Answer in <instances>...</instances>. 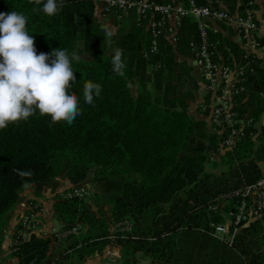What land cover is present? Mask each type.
<instances>
[{
    "label": "trees",
    "instance_id": "trees-1",
    "mask_svg": "<svg viewBox=\"0 0 264 264\" xmlns=\"http://www.w3.org/2000/svg\"><path fill=\"white\" fill-rule=\"evenodd\" d=\"M34 7L42 5L30 0H0V12L18 11L28 16L29 34L35 37L38 54L61 47L81 56L79 62L73 61L77 79L69 89L80 99L81 114L69 125L64 121L52 123L50 117L37 113L26 122L0 130V226L19 202L25 185L33 184L40 192L49 183L58 182L55 177L66 166L64 176L77 184L89 167L111 197L109 217L102 219L91 213L88 218L82 200L57 198L52 205L63 227L78 220L88 221L83 238L92 241L79 250V257L83 252L100 254L106 241L96 239L108 234L115 221L128 218L137 238L119 241L122 247L161 256L165 263L173 257L171 264H185L184 235L196 239L189 250L193 255L204 250L206 242L217 241L198 231L223 220L208 213L206 204L215 195L253 183L263 174L259 163L264 161V124L256 139L242 140L232 152L213 162H222L223 169L206 170L205 153L215 143L216 135L210 133L207 121L192 118L185 105L177 103L183 74L174 73V56L181 50V42L189 47L196 33L194 23L183 19L182 41L172 46L162 39L160 54L145 59L139 52L150 40L146 22L137 27L134 18L133 27L118 30L109 46L105 30H110L97 17L99 8L92 1L63 0L61 10L52 17L33 12ZM78 41L82 42L80 49ZM117 47L124 50L123 78L112 71L111 59ZM133 77L138 82L137 94L131 88ZM260 77L257 86L264 90V77ZM87 81L102 85L95 106L84 103L83 85ZM253 101L258 104L253 112L257 117L264 105L251 93L249 103ZM59 246L54 239L32 233L16 248L17 264H65L68 254L54 259ZM226 247L219 250L220 258L213 264H264V215L242 225Z\"/></svg>",
    "mask_w": 264,
    "mask_h": 264
},
{
    "label": "built area",
    "instance_id": "built-area-1",
    "mask_svg": "<svg viewBox=\"0 0 264 264\" xmlns=\"http://www.w3.org/2000/svg\"><path fill=\"white\" fill-rule=\"evenodd\" d=\"M90 1L97 5L102 19L122 22L134 14L136 25L147 23L150 40L140 51L141 57L145 59L160 54L159 45L162 39L176 46L181 40L183 19H192L197 33L188 45L195 67L201 75L200 107L208 114L210 133L216 135L215 143L206 150V162L213 163L222 155L232 152L242 140L256 139L260 132L262 111L257 117L253 116L256 102L249 103V99L250 94L254 93L264 102V90L257 86L261 80L259 69L264 67V22L258 18V0H240L235 13L219 5V0H206L205 4H199L196 0ZM216 24L234 27L244 50L241 59L227 62L216 57L217 46L211 40ZM244 109L246 111L242 112ZM91 193L86 184H74L57 192L59 198L82 201L89 199ZM36 202L33 204L30 201L32 210L24 212L18 221L13 236L15 249L32 233L42 237L49 234L55 242L60 243L66 239L78 238L84 233V223L81 221L60 229L47 226L39 218L44 212L43 206ZM205 209L208 213L223 217L221 222H211V229L215 230L219 238H227V243L231 245L242 225L256 221L264 215V172L253 183H244L232 191L215 195ZM133 227L130 219H120L111 225L108 234L96 239L106 240L103 253L109 263L116 264L118 251L115 247L119 241L137 238L132 233ZM80 246L77 243L73 248ZM73 248L64 254L71 253Z\"/></svg>",
    "mask_w": 264,
    "mask_h": 264
},
{
    "label": "clouds",
    "instance_id": "clouds-1",
    "mask_svg": "<svg viewBox=\"0 0 264 264\" xmlns=\"http://www.w3.org/2000/svg\"><path fill=\"white\" fill-rule=\"evenodd\" d=\"M33 12L46 16L58 14L63 0H30ZM28 16L18 11L0 12V130L18 124L37 113L48 116L52 123L71 125L81 114L80 99L69 89L76 81L73 61L81 56L67 48H55L38 54L35 37L29 34ZM111 31L105 37L111 45ZM122 48H115L111 59L112 71L125 76L126 63ZM100 83L87 81L83 85L84 103L95 106L101 95ZM30 175V173H23Z\"/></svg>",
    "mask_w": 264,
    "mask_h": 264
},
{
    "label": "crops",
    "instance_id": "crops-1",
    "mask_svg": "<svg viewBox=\"0 0 264 264\" xmlns=\"http://www.w3.org/2000/svg\"><path fill=\"white\" fill-rule=\"evenodd\" d=\"M199 4H205L206 0H196ZM241 1L240 0H219V5L229 9L231 12L235 13L238 11V6L239 3ZM257 14H258V18H260L261 22H264V0H258V7H257ZM100 18V20L102 19L100 13H98V16ZM135 17V16H134ZM190 20V24H195V22L192 19H188ZM102 25L108 27V29L111 31L112 35H114L118 30H120L121 28L125 31L130 30V28L133 27L134 23V18L130 19L125 26H122V22L117 23L115 20H111V19H103L101 20ZM188 23V22H187ZM189 24V23H188ZM135 26H137L135 24ZM140 26V25H139ZM184 20L182 21V26L180 29V32L182 33V29L184 31ZM138 27V26H137ZM195 28H196V24H195ZM196 33H197V28H196ZM196 33L192 35V37L196 36ZM191 37V38H192ZM211 40L212 42L217 46V56L218 59L220 60H224L227 61L229 59H241L242 54L244 52V50L242 49L241 44L239 43V40L237 38L235 29L233 26H227V25H223V24H216L214 31L211 33ZM182 41V40H181ZM181 50H178L177 54L174 56L176 63L175 69L178 70L179 66H182L185 62V64L190 68L191 74H189V77H191L194 80V83H190L189 85H187V79L188 76L183 74V79H181V83L182 84V88L187 86V89L190 88V90L188 91H184V93L182 94V100L180 99V95L182 93V90L179 89L178 90V98H177V103L180 104V102H182V104L185 105V109L187 110V113L194 119L196 120H204L205 122L207 121V125H208V114L206 112H203L201 110V101H202V95L200 93L201 90V85H202V81H201V75H200V79L199 77H197L195 74V72H198V70L195 67V62L193 60V55H189L187 52H190V48L188 47L186 49V45L185 42H181ZM189 46V45H188ZM141 51V48H140ZM139 56L140 52H139ZM196 70V71H195ZM152 68H148V72H151ZM260 74L262 77H264V67H260L259 69ZM134 82L136 83L135 85V94H137L138 92V82L136 81V79L133 77ZM147 89L148 91L151 92V85L148 84L147 85ZM190 96H188V95ZM264 103V102H263ZM200 105V106H199ZM263 113L264 110H262V116L260 118V124L261 126L264 124L263 121ZM262 163H264V161H262L261 163H259L261 170L264 172V168H262ZM61 178H62V173L58 176L55 177V180L58 182H54V183H49L46 188L40 192H37L34 188L33 184H27L25 185L21 192H20V200L18 203H16L6 214V216L3 218L1 226H0V264H17L18 259L15 256V247L13 244V240H12V234H13V230L14 228L17 226L18 221L20 219V217L23 214L24 208H23V202L25 200V198L28 195H35L36 197L42 198L45 202H46V208H49L52 210L50 213V216L52 217H48L47 218L50 220V222L48 225H52L55 226L54 224V216H52L53 214V201L51 199H49V193H48V189L50 190V188H54V186H56V184H60L61 183ZM60 180V181H59ZM59 190V188H58ZM41 199V200H42ZM54 218V219H53ZM57 220V219H56ZM107 244V243H106ZM106 244L104 246V248L106 247ZM103 248V249H104ZM116 251H120L121 246L118 244L116 245ZM103 252V250H102ZM92 257V259L90 261L86 260L85 263L86 264H111L107 261V258L105 257V254L103 253H95L93 255H90ZM84 263V264H85ZM118 264V263H116Z\"/></svg>",
    "mask_w": 264,
    "mask_h": 264
},
{
    "label": "rangeland",
    "instance_id": "rangeland-1",
    "mask_svg": "<svg viewBox=\"0 0 264 264\" xmlns=\"http://www.w3.org/2000/svg\"><path fill=\"white\" fill-rule=\"evenodd\" d=\"M133 18H135L134 14H132L129 17H126L122 21V26H125L126 23L130 19H133ZM145 46H146V43L144 44V47ZM77 47L79 49L82 47L81 41H78ZM187 53H188V56L189 55L192 56V53H190V52H187ZM174 70H175L174 73H176L177 69H174ZM178 70H179V72H182L188 76L187 85H189L190 83H194V80L191 77H189V74H191V71H190V68L185 64V62L182 66L178 67ZM130 82H131V88L133 89V92L135 94L134 88H135L136 83L131 79H130ZM179 86H180L179 89H181V90L183 89L182 93L180 95V99L182 100L183 99L182 94L184 93V91L190 90V88L187 89V86L182 88V84H179ZM151 94H153V89H151ZM254 97L256 99H259V98H257V95H255V94H254ZM205 99L208 100V97L205 96ZM260 101H263V100L260 99ZM253 102H256V101H253ZM255 105L257 108L258 107L257 102L255 103ZM263 105H264V103H263ZM204 165H205L206 170L214 171V172H219L221 169L224 168V164L222 162H218V163H216V165H214L213 163L204 162ZM261 165H262V168H264V163H262ZM66 171H67V166H66V168L62 169V171L60 172V174L64 173L62 175V178H61V183L58 185L56 184V186H54L53 189L52 188H50V190L48 189L50 202H51V199H52V201H54L55 199L59 198V196L57 194L58 188L59 189H65V188H68V187L74 185L71 182L72 179L64 176V175H66V173H65ZM96 175H97V173L94 171V169L88 167L87 175L82 179L81 182H79L77 184H86L92 192L91 193L92 196L89 199H87L86 201H84L85 205H87V208H88L86 216L88 218H90L92 216L91 213H93V214H95V216L104 219V218L109 217L108 212H109L110 207L112 206V202L110 200L111 197L109 196V194L106 193L103 190V188L101 187V185L94 179V177ZM41 199L42 198L36 197L35 195H32V194L28 195L23 202V208H24L23 213L28 211V210L29 211L32 210L31 209L32 206H30V201H32L33 204H34V202L38 201L43 206V211H44L42 216H39V218H41L45 224H48L50 222V220L47 218V216L49 218L51 217L50 213H52L51 212L52 210L49 208V206H48V208H46L47 207L46 202L43 199L42 200ZM52 216H54V218H55V219L53 218L54 224H55L54 227L57 229L62 228V225L60 224L59 219L57 218V216L55 215L54 212H53ZM79 221L84 223L83 227L86 230V227L88 225V221L86 219L85 220L83 219V220H78L76 222H79ZM219 222H221V221H219ZM48 226H50V225H48ZM45 228L49 229V227H45ZM108 229H109V226H108ZM198 229H199L198 231L207 233L208 235H210L212 238L216 239L217 241L211 240L212 242H209V241L206 242L204 250L201 249L198 254L193 255L192 251L190 253L189 250H190V246H192L193 241H195L196 239L193 237L184 235L182 238V242H183V245L185 247V252L183 253L184 256L182 258V261L185 264H213V263H216V261L220 258V257L218 258L219 250L220 251L226 250L227 249L226 245L228 246L230 244L229 242H228L229 244L227 243L228 239L224 238V236L219 238V236L216 235L215 230L211 229V225H210L209 229H204V228H198ZM15 230H16V227L12 231L13 232V234H12L13 242H14L13 236H14ZM83 234L80 235L78 238L66 239V240L62 241L61 243L56 242V243H60L61 246H59L60 249L59 248L57 249L59 251H58V253H56V257L54 259L55 260L57 259V261H58V259H61V258L63 259L65 257V255H63L65 251L73 248L77 243H80L81 246L79 248H73L72 252L68 253V255L70 257H68V259L65 261V264H84L86 260L90 261L92 259V257L89 254H87L86 252L82 253V256H81L82 258L79 257V253H78L79 250L82 248H85L87 246V244L92 241V239L85 241L87 239L83 238L84 237ZM213 234H215V235H213ZM46 237L52 239L51 235L49 236V234H46ZM98 241H103V240H98ZM104 241H106V240H104ZM218 241L222 244H220ZM118 244L121 246V248H120L121 250L116 255L118 257L116 259V263H118V264H169V263L171 264L172 263L173 257L171 258V262L165 263V260L161 256L159 257V256L155 255L153 257L152 255H148V254L143 253V251L133 252V251H131L130 248H127L125 246L122 247V245L120 243H118ZM102 250L104 252V249H102ZM205 250L207 251V254H205ZM103 252H101V253H103ZM191 254L193 256H190ZM199 254H202V255H199ZM134 258L136 261H134Z\"/></svg>",
    "mask_w": 264,
    "mask_h": 264
},
{
    "label": "water",
    "instance_id": "water-1",
    "mask_svg": "<svg viewBox=\"0 0 264 264\" xmlns=\"http://www.w3.org/2000/svg\"><path fill=\"white\" fill-rule=\"evenodd\" d=\"M197 69V68H196ZM196 71V70H195ZM195 73H197V74H195L197 77H199V79H200V74H199V72H195Z\"/></svg>",
    "mask_w": 264,
    "mask_h": 264
}]
</instances>
